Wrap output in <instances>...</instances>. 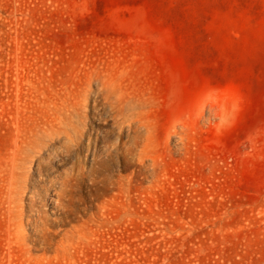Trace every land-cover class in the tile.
Masks as SVG:
<instances>
[{"label": "rangeland", "instance_id": "rangeland-1", "mask_svg": "<svg viewBox=\"0 0 264 264\" xmlns=\"http://www.w3.org/2000/svg\"><path fill=\"white\" fill-rule=\"evenodd\" d=\"M0 264H264V0H0Z\"/></svg>", "mask_w": 264, "mask_h": 264}]
</instances>
